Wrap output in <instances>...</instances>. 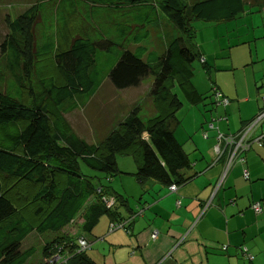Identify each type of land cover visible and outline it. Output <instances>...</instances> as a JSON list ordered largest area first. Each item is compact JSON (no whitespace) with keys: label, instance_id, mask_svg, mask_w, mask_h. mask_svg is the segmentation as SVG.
I'll use <instances>...</instances> for the list:
<instances>
[{"label":"trees","instance_id":"16d2710c","mask_svg":"<svg viewBox=\"0 0 264 264\" xmlns=\"http://www.w3.org/2000/svg\"><path fill=\"white\" fill-rule=\"evenodd\" d=\"M245 3L37 0L8 22L9 35L0 44V264H26L34 249H23L25 239L31 234L50 233L57 235L43 243L39 264H96L87 251L92 229L101 217H108L109 225L123 223L117 229L130 234L125 223L130 220H120L115 212L116 198L105 197L111 179L120 173L117 156L130 155L137 160L138 181H153L165 186L168 193L192 181L196 174L186 173L191 169L190 159L175 134L180 124L176 113L184 105L179 91L188 106L202 105V111L208 113L209 121L205 115L197 119L201 133L213 131L223 143L213 148L212 164L219 160L223 167L212 192L223 188L234 166L241 168L245 181L249 180L246 154L263 145L264 135L255 133L259 123L251 125L264 111V93L258 98L259 112L243 122L237 132H222L218 124L229 120L222 110L228 109L233 100L224 95V85L232 87L236 83L242 89L249 71L245 69L261 60H253L256 56L248 52L241 61L245 80L238 82L235 58L229 55V65L211 66L194 44L195 32L189 24L198 19L235 20L245 12ZM255 4L264 8V0L249 5ZM163 20L166 24L155 31L162 51L139 46L148 40L150 28ZM69 23L75 24L79 34L70 40L65 35ZM58 36L67 37L64 49L57 47ZM132 46L135 49L131 50ZM46 57L53 58L58 80L49 74L34 76L39 59ZM196 60L210 81L206 93L192 83ZM219 73H228L229 78L223 81ZM147 77L152 78L151 96L160 112L157 118L144 124L132 110L101 143H88L72 132L64 114L74 108L75 99L91 98L105 80L114 89L123 90L140 85ZM258 137L261 139L256 142ZM240 139L233 153L230 146ZM111 200L114 202L107 206L105 202ZM85 206L88 211L82 232L70 235L65 229ZM145 209L143 206L141 212ZM250 209L255 215L261 214L260 202H253ZM115 229L108 227L109 232ZM150 238L155 240L157 232ZM81 240L86 243L85 249L80 246Z\"/></svg>","mask_w":264,"mask_h":264},{"label":"crops","instance_id":"0c3cea01","mask_svg":"<svg viewBox=\"0 0 264 264\" xmlns=\"http://www.w3.org/2000/svg\"><path fill=\"white\" fill-rule=\"evenodd\" d=\"M252 59L261 60V68L254 65L245 69L249 71L242 89L236 83L222 88L224 95L233 99L230 107L222 110L229 116L227 122L218 124L222 132H237L260 110L264 58ZM258 123L255 133L264 135V118ZM215 135L213 131L199 132L188 145L186 138L180 140L190 159L191 169L186 173L196 175L175 193L153 181H138L137 160L131 165L117 163L120 173L111 179L106 193L116 198L118 218L130 220L125 222L130 234L122 229L109 232L110 219L101 217L92 229L87 251L96 264H264V139L261 148L246 154L249 180L245 181L241 168L234 166L223 188L212 192L223 167L219 160L212 164L213 148L223 145ZM253 202H260L261 214L252 212ZM143 206L147 209L141 212ZM80 217L84 221L82 212L75 220ZM153 232H157L155 240L150 238Z\"/></svg>","mask_w":264,"mask_h":264},{"label":"rangeland","instance_id":"374dc122","mask_svg":"<svg viewBox=\"0 0 264 264\" xmlns=\"http://www.w3.org/2000/svg\"><path fill=\"white\" fill-rule=\"evenodd\" d=\"M186 4H193L198 0H183ZM256 0H246L245 12L237 17L235 20L229 22H206L203 20H193L189 24L194 30L193 42L197 49L200 50L202 58L211 62V66L218 65L220 67L229 65L231 62L228 59L229 55L235 58V65L237 70L235 72V80L238 82H244L245 72L242 69L241 61L248 54L253 53L258 58H264V8L260 4H253ZM37 0H0V44L9 35L8 22L12 21L19 14L23 13L28 6H31ZM262 2V0H260ZM251 4V5H249ZM162 19H165L162 17ZM37 23H40L39 20ZM76 23V21H75ZM166 22L163 20L159 26L150 28V36L148 40L139 44L150 50L162 51L163 47H160L157 35V31L160 27L164 26ZM67 31L65 35L75 38L78 36V30L74 23H69L66 26ZM173 30V34L177 31ZM67 37H57V47L63 46L67 42ZM136 46H132L135 49ZM258 66L261 68L259 62L249 64V67ZM236 67V66H235ZM264 67V65H263ZM194 76L192 77V83L195 85L201 93H206L207 85L210 86L204 67L196 60L193 64ZM58 70L53 63L52 57H46L39 59V63L35 70L34 76H46L50 75V78L58 80ZM216 74L213 72V75ZM219 77L222 80L229 78L228 73H219ZM7 76V73L4 74ZM152 78L147 77L143 79L140 85L123 89H114L107 80L102 84L101 88L87 100L83 98L75 99L74 108L65 113L64 118L67 124L70 126L72 132L77 136L87 141L88 143H101L107 137L112 130L116 129L120 122L126 117L132 110H136V113L141 118L142 122L146 124L150 119L157 118L159 116L158 108L154 107L153 97L151 96ZM180 99L183 101V107L176 113V117L180 121L179 126L176 129L175 134L181 140L185 139L188 134H199L201 132L199 128L198 118H202V115L207 116L208 113L202 111V105L197 107H190L184 101L181 91L178 92ZM264 97V95H263ZM67 103L65 106H68ZM64 106V107H65ZM63 107V108H64ZM198 125V126H197ZM254 125V124H253ZM186 138V139H187ZM188 145L189 143L186 142ZM238 146L232 144L230 149L236 150ZM118 164L129 165L134 164L131 158L124 159L121 156L116 157ZM106 198H110L105 195ZM103 201V200H102ZM113 203V202H112ZM107 205V203L105 202ZM115 204V203H114ZM108 206V205H107ZM88 207L82 209V214H86ZM25 215V213H24ZM26 216V215H25ZM18 219L24 216H16ZM85 222L81 217L65 230L70 235H76L82 232ZM111 225H109L110 227ZM117 229V227H116ZM57 234H31L23 243V249H34L33 257L27 261L26 264H39L41 246L45 241H52V238ZM83 242V240H81ZM48 243V242H46ZM45 244V243H44Z\"/></svg>","mask_w":264,"mask_h":264},{"label":"built area","instance_id":"2783aa9c","mask_svg":"<svg viewBox=\"0 0 264 264\" xmlns=\"http://www.w3.org/2000/svg\"><path fill=\"white\" fill-rule=\"evenodd\" d=\"M263 99H264V97H263ZM262 118H264V111H262L261 112V114L258 116V118H257V120L255 121V122H253L254 123V125H253V123H252V125L251 126H255L256 124H258V121L259 120H261ZM250 126V127H251ZM261 139V137H258V140H255L256 142H259V140ZM242 142V139H240L237 143H236V145L237 146H239L240 144L239 143H241ZM237 150V149H236ZM235 152V150L233 151V153ZM172 191H174V188H172ZM112 200L111 201H106V203H107V205L108 206H110L111 204H112ZM254 210H255V208H254ZM124 224L123 223H118L117 225H114V224H112L111 226H110V228H119V227H122ZM80 246H81V248L82 249H85L87 246H86V243L85 242H82V241H80Z\"/></svg>","mask_w":264,"mask_h":264},{"label":"bare ground","instance_id":"6f19581e","mask_svg":"<svg viewBox=\"0 0 264 264\" xmlns=\"http://www.w3.org/2000/svg\"><path fill=\"white\" fill-rule=\"evenodd\" d=\"M114 202V200H112Z\"/></svg>","mask_w":264,"mask_h":264}]
</instances>
